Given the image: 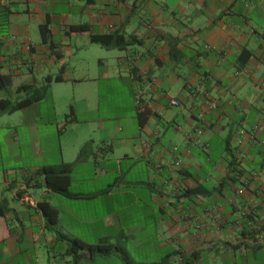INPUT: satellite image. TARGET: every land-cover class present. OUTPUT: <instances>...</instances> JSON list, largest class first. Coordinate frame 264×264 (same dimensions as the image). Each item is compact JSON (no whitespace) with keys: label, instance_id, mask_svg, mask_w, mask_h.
<instances>
[{"label":"crops","instance_id":"0c3cea01","mask_svg":"<svg viewBox=\"0 0 264 264\" xmlns=\"http://www.w3.org/2000/svg\"><path fill=\"white\" fill-rule=\"evenodd\" d=\"M78 25L135 40L106 48ZM263 83V0H0V101H32L0 116V264H125L76 263L57 230L135 264H264ZM62 164L68 195L41 174Z\"/></svg>","mask_w":264,"mask_h":264},{"label":"trees","instance_id":"16d2710c","mask_svg":"<svg viewBox=\"0 0 264 264\" xmlns=\"http://www.w3.org/2000/svg\"><path fill=\"white\" fill-rule=\"evenodd\" d=\"M71 32L75 34H90L91 40L94 43L102 44L106 48H120L125 49L130 46L132 42L135 40L132 37H128L126 35H105L101 37L92 36L91 27L89 25H78L72 26ZM43 37L44 33H43ZM171 41L175 40L173 38ZM32 103L31 100H24L16 103H12L9 100L0 101V116L5 113H14L16 111L22 110L25 107L29 106ZM151 112L147 109L146 106H142L139 109L138 118L140 125L144 127L151 116ZM92 149V142H88L81 149L77 161H83L88 157L89 151ZM73 170V164H62L59 166H48L42 169L41 174L45 178L46 186L59 194L68 195L69 188L71 185L70 175ZM40 209L47 219L48 226L54 228L57 224L58 220V212L55 208H53L49 203L43 202L40 204ZM8 212V208L6 205H0V217H4ZM57 236L59 239H63L68 242L70 246V253L74 255L75 262L77 263L79 260L83 258V256H78L77 253L80 250H89L92 255L102 254V255H117L120 257L125 264H135L129 257L126 249L120 244L111 243L107 240H102L100 243L95 245H87L86 243L75 239L70 238L67 235L61 233L57 230Z\"/></svg>","mask_w":264,"mask_h":264},{"label":"rangeland","instance_id":"374dc122","mask_svg":"<svg viewBox=\"0 0 264 264\" xmlns=\"http://www.w3.org/2000/svg\"><path fill=\"white\" fill-rule=\"evenodd\" d=\"M98 48V50H94V51H91V57H90V60L91 61H95V58H97L98 56H101L102 54H104V53H106V52H104L105 50H102L101 48H100V46H97ZM112 114H116L114 111H113V113ZM5 132H2V131H0V140H1V137H3V134H4ZM7 163L8 164V167L9 168H12L14 165H13V163H12V159H9V158H7V156L6 155H2L1 154V152H0V170H2V166H3V164L4 163ZM80 176H84V178H86L87 176H88V174H89V172L88 171H82V172H79L78 173ZM113 179L114 178H116V176H111ZM83 188H86V187H83ZM130 244V243H129ZM133 252V254H134V256L136 257V258H141L143 255H142V253L139 251H137L136 249L135 250H133L132 251Z\"/></svg>","mask_w":264,"mask_h":264},{"label":"built area","instance_id":"2783aa9c","mask_svg":"<svg viewBox=\"0 0 264 264\" xmlns=\"http://www.w3.org/2000/svg\"><path fill=\"white\" fill-rule=\"evenodd\" d=\"M263 3H264V0H263ZM262 88H264V83L262 84ZM144 96H145V93L144 91L141 89H139L137 92H136V95H135V100H136V105L138 107H142L144 105ZM172 105L173 106H179V102L176 101V100H173L172 101ZM216 108V105L214 103H212L210 105V109H215ZM174 166L178 167V168H182V165L181 163H179L178 161H176L174 163Z\"/></svg>","mask_w":264,"mask_h":264}]
</instances>
